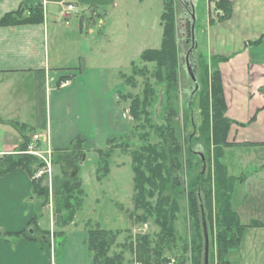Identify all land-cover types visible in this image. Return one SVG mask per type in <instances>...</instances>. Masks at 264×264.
Wrapping results in <instances>:
<instances>
[{
	"label": "crops",
	"instance_id": "crops-1",
	"mask_svg": "<svg viewBox=\"0 0 264 264\" xmlns=\"http://www.w3.org/2000/svg\"><path fill=\"white\" fill-rule=\"evenodd\" d=\"M65 1L33 4L32 0H0V18L21 7L28 13L39 4L44 12L42 23L0 26V159L18 154L35 134L40 135L37 145L42 149L51 147L55 154L66 153L77 140L82 141L84 152H94L128 133L110 79L114 64H96V56L88 57L92 48L86 35L94 32L88 28L84 33V29L93 20L90 16L95 10L90 1L94 0H78L75 3L85 7L63 15L61 4ZM228 1L233 9L231 18L207 23L200 38L209 57L228 58L220 64V72L226 116L235 123L228 134L231 145L226 151L264 146V0ZM63 20L67 23H61ZM72 25L77 29L71 30ZM116 38L110 41L108 51L118 43L124 47V38ZM65 79L69 84L60 88L59 83ZM228 172L240 178L238 189L250 181L230 173L229 167ZM250 190L244 194V201ZM32 195L33 179L26 171L17 168L0 173V231L16 233L28 226L37 210ZM243 209H234L239 218ZM48 215L44 212L42 227H47L44 218ZM88 243L89 233L75 226L67 230V241L59 256L49 245L42 249L26 238L13 245L0 237V264H93Z\"/></svg>",
	"mask_w": 264,
	"mask_h": 264
},
{
	"label": "trees",
	"instance_id": "trees-1",
	"mask_svg": "<svg viewBox=\"0 0 264 264\" xmlns=\"http://www.w3.org/2000/svg\"><path fill=\"white\" fill-rule=\"evenodd\" d=\"M164 10L161 15L163 28L162 42L158 49H147L140 55L139 62H143V68L132 63V75L127 77L128 82H134L135 77L145 78L143 97L128 96L131 99L130 113L133 123L129 132L114 141L126 140L129 145L133 140H138V146L133 151L134 194L133 204L135 208L134 218L139 222H146L149 217L160 227L157 242L151 241L149 235L139 237V246L136 250L139 261L146 264H163L167 259L166 252L178 258L183 255L188 247L185 240L183 249L175 242L177 240L176 221L181 211L180 201L187 197L189 215L192 222V256L194 264H205V236L203 237V219L205 214L209 229L214 220L217 226V264H231L227 260L230 249L240 246L247 227H263L259 221H253L249 225L241 223L240 218L232 206V195L235 185L240 178L229 175L228 167L223 158L225 149L231 144L228 142V134L231 125L235 123L226 116V100L223 92L220 64L228 58L220 56H208L205 51L198 52L200 84L197 78V89L201 96V123L199 126V138L203 142L206 154L200 153L201 161L191 160V150L182 138L179 107V48L177 43L176 4L175 0H162ZM215 14L210 19V24L222 22L231 18L232 4L228 0H219L215 3ZM21 7L9 12L0 18V26H16L23 24L42 23L44 12L42 4L32 6L28 13ZM261 40L253 42L260 43ZM148 64H154V70L150 71ZM149 75L156 79V83L164 90L166 102L163 105L165 114L164 124L155 123L153 116L155 91L150 83ZM253 118L249 123L254 121ZM246 126L247 124H239ZM153 133L160 142L153 143ZM81 140L75 141L71 150L83 148ZM190 143V141H188ZM117 143H114L116 146ZM130 146V145H129ZM127 147V146H126ZM27 143L20 147L18 154L6 155L0 159V173H6L20 168L26 171L33 179V195L37 210L28 226L16 233L0 231V237L15 245L19 239L26 238L36 242L42 249L51 245V229L42 227L40 220L50 202V182L48 176L35 178V174L43 168L44 163L31 154L26 153ZM104 150V148H103ZM102 150V151H103ZM83 151V149H82ZM76 152V151H74ZM187 157L184 158V154ZM202 167L199 169V166ZM109 164L107 159L99 167L107 171ZM213 167V170H212ZM199 169V170H198ZM66 174L67 170L63 169ZM186 174V175H185ZM187 177V183L185 182ZM53 176L51 187L53 191V217H54V254L59 256L67 241V231L77 213L84 204L83 190L79 180ZM68 177V176H67ZM98 179L100 176L98 175ZM79 189L78 199L72 194L74 189ZM186 188V189H185ZM187 195V196H186ZM153 199V201H152ZM155 201V202H154ZM215 203V217L212 215V207ZM138 210L144 213L139 215ZM186 219V217H185ZM202 222V223H201ZM211 224V226H210ZM88 247L93 256V264H125L124 256L110 254L111 246L117 238L116 231L88 228ZM134 252L132 243L127 247ZM184 256V257H183ZM204 256V257H203ZM132 264V261H131Z\"/></svg>",
	"mask_w": 264,
	"mask_h": 264
},
{
	"label": "rangeland",
	"instance_id": "rangeland-1",
	"mask_svg": "<svg viewBox=\"0 0 264 264\" xmlns=\"http://www.w3.org/2000/svg\"><path fill=\"white\" fill-rule=\"evenodd\" d=\"M42 1L32 0L33 4L42 3ZM75 2L78 3V0H73V3ZM90 2L94 4L96 12L94 11V16H90L93 20L88 23L89 27L85 25L84 29V33H86L88 28L94 32V34L86 35L88 44L92 48L88 57L96 56L94 60L96 64H114L115 68L113 67L109 72L110 79L115 90L114 93H116L123 111V116L128 123L129 132V126L133 123V118L130 113L131 99L128 96L143 97L145 78L138 76L135 77L134 82H128L127 77L132 75L133 62H136L140 68L145 66L143 62H139L143 51L158 49L161 46L163 28L160 22L164 10L163 1L94 0V2ZM175 4L180 65V116L178 122H180L182 138H186L184 145L188 146L191 153H193L191 160L199 162L201 161L200 153L206 154L205 144L197 141L199 138L198 128L202 119L201 96L199 95L201 88L195 94L196 83L191 78V72L198 78V83L201 86L200 80L202 76L198 67L199 60L197 57L198 52L203 50L200 38L204 33L208 20L213 18V14L216 12L215 3L211 2V0H175ZM78 7H80V3ZM194 12L197 18L194 28L196 41L192 38L189 39L188 34V31L192 30L194 23ZM77 16L73 14V18H78ZM66 21L63 20L61 23H67ZM75 28V25L70 27L71 30ZM78 36H80L79 33ZM114 38L116 40L124 38V47L123 43H118L113 48L117 50L116 53H113V49L108 51L110 41ZM197 42L198 48L196 49ZM191 54L195 57L192 58ZM147 66L150 71L155 68L154 64H148ZM149 80L154 88L156 97L153 107V112H155L153 120L155 123L164 124L163 105L166 102L164 90L156 83V79L152 75H149ZM33 127H35L34 124ZM125 142L126 140L124 139L116 140L112 144L108 143L104 150L97 148L94 149V152H84V148H81L80 150H74L76 152L68 150L66 153H55L53 160L57 164L56 172L59 178H64L66 175V179L72 177L75 180H79L84 193L82 209L77 213L74 223L66 228L65 231L75 226V228L81 227L88 232V228L93 225L94 228L116 231L118 232L117 238L111 246L110 254L122 253L125 264H131V261L133 264L134 261L138 260L136 250L140 243L138 241L139 237L149 235L151 241L157 242L160 227L151 217L146 222H139L134 218V173L132 165L133 151L139 143L137 139L133 140L129 144L130 146L125 145ZM152 142H160V139L154 133ZM114 143H117L116 146ZM185 157H187L186 153L184 154ZM106 159L109 164L108 170L103 172L101 169L99 172V167ZM223 161L229 167L230 173L232 171L237 177L250 179L247 185H242L239 189L238 185H235L236 188H234L233 207L234 209L244 208L240 210L241 223L249 225L253 221H259L264 225V171H262L264 169V146L247 145L235 147L229 151L225 149ZM55 164L53 163V165ZM201 167L202 165L199 166V169ZM63 169L67 170L66 174ZM98 175L100 179H98ZM185 182L187 183L186 176ZM259 185L263 188H259ZM249 189H251L248 191L250 195L244 201L243 196ZM256 189H258V192ZM50 193L53 195V192ZM72 194L75 197L77 196L76 198L78 199V196H80L79 189H74ZM50 204L51 202H49L44 211L49 214L48 219L44 218L46 226L49 228L51 227V210L53 213V206L51 207ZM180 206L181 211L178 213L176 221L178 235L175 244L183 249L185 240L188 242L187 250L183 254L184 256L186 254V256L181 259L170 255L171 253L167 251V259L164 262L175 257L184 264H194L191 248L193 227L189 215L187 197L180 201ZM215 212L214 203L212 207L213 218L215 217ZM143 213V210H138L139 215ZM209 237L211 243L210 262L211 264H217V226L215 220L209 229ZM130 243H132L134 249L133 253L127 249ZM61 249L63 250V248ZM229 259L235 261L233 264H264V226L258 230L247 227L240 246L229 250L227 260Z\"/></svg>",
	"mask_w": 264,
	"mask_h": 264
},
{
	"label": "built area",
	"instance_id": "built-area-1",
	"mask_svg": "<svg viewBox=\"0 0 264 264\" xmlns=\"http://www.w3.org/2000/svg\"><path fill=\"white\" fill-rule=\"evenodd\" d=\"M72 10H74V6L68 5V11L70 12ZM67 84L68 82H65V83H62L61 86H66ZM34 138L37 140L39 139V136L35 135ZM27 153L37 156L44 163L43 168L37 172L35 177L47 175L49 178H51L52 173H53L52 150L50 148H48L47 150H42L39 147H37V145L33 144L28 147ZM134 264H145V263L140 262V261H135ZM164 264H184V263L178 261L175 258H171Z\"/></svg>",
	"mask_w": 264,
	"mask_h": 264
},
{
	"label": "water",
	"instance_id": "water-1",
	"mask_svg": "<svg viewBox=\"0 0 264 264\" xmlns=\"http://www.w3.org/2000/svg\"><path fill=\"white\" fill-rule=\"evenodd\" d=\"M194 23L192 25V30L194 32L195 28V14H193ZM195 40V39H194ZM197 47V44H196ZM191 77L194 82L197 81L196 76L191 72ZM197 89V86H196ZM202 219H203V228H204V235H205V241H206V247H205V264H209V236H208V226L205 219V214L202 213Z\"/></svg>",
	"mask_w": 264,
	"mask_h": 264
},
{
	"label": "flooded vegetation",
	"instance_id": "flooded-vegetation-1",
	"mask_svg": "<svg viewBox=\"0 0 264 264\" xmlns=\"http://www.w3.org/2000/svg\"><path fill=\"white\" fill-rule=\"evenodd\" d=\"M188 34H189V39H190V38L193 39V30H191V31L189 30V31H188Z\"/></svg>",
	"mask_w": 264,
	"mask_h": 264
}]
</instances>
